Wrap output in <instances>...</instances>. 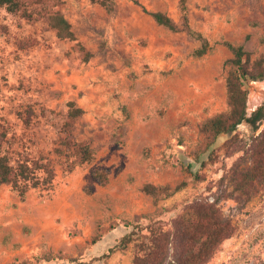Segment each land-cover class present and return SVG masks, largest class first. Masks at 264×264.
I'll return each mask as SVG.
<instances>
[{"label":"rangeland","instance_id":"374dc122","mask_svg":"<svg viewBox=\"0 0 264 264\" xmlns=\"http://www.w3.org/2000/svg\"><path fill=\"white\" fill-rule=\"evenodd\" d=\"M21 1L35 19L0 9V148L13 160L23 151L48 158L55 178L51 188H31L24 198L11 184L0 185V264H133L146 230L103 256L132 229L128 222L163 219L169 229L187 203L221 195L220 178L244 154L220 150L204 181L186 168L200 169L203 121L227 109L232 54L224 41L264 56V0H189L193 28L211 44L203 56L194 54L199 40L158 25L133 0H107L108 6ZM138 1L181 24L179 0ZM56 10L71 22L76 40L59 39L48 25L47 15ZM135 17L137 26L129 22ZM29 36L36 44L21 51ZM86 52L92 53L88 60ZM70 100L85 113L67 127ZM263 126L254 133L239 125L245 150ZM65 140L88 142L94 161L78 163ZM95 169L108 171L107 184L97 181ZM182 181L186 185L168 198L143 190L146 183L174 187ZM219 206L236 232L207 264H264V193L248 203L221 198Z\"/></svg>","mask_w":264,"mask_h":264},{"label":"trees","instance_id":"16d2710c","mask_svg":"<svg viewBox=\"0 0 264 264\" xmlns=\"http://www.w3.org/2000/svg\"><path fill=\"white\" fill-rule=\"evenodd\" d=\"M39 2L43 0H38ZM140 5L143 11L149 14L154 21L170 31L186 32L199 40L201 45L195 50L196 56H203L211 49L209 39L200 31L195 30L190 23L189 0H179L181 11V24L172 16L162 10H148L138 0H133ZM108 6L107 0H90ZM5 8L10 12H21L29 19H35L32 12H27L21 0H0V9ZM48 25L56 30V36L62 40L74 41L77 39L71 22L61 11L49 12L46 17ZM37 42L35 37H27L19 43L21 51L33 47ZM232 56L226 60L229 66L226 77L227 109L214 114L203 121L200 131L204 134L205 148L198 155L200 169L193 171V164L187 165V171L197 181L206 179L205 168L215 164L223 150L229 154L232 151L243 150L244 154L225 171L220 178V184L225 185L221 195L215 196L213 201L196 200L187 203L182 212L171 220V227L163 219L150 220L146 225L128 222L126 226L132 229L124 234L105 253L109 257L119 250L125 249L130 243L137 240L146 230L147 241L138 243V249L133 257V264H207L215 255L220 245L232 237L236 232V225L225 216L219 201L221 198H233L248 203L255 196L264 193V126L261 132L251 141L245 150V141L241 138L238 127L244 121L258 128V122L264 120L263 107L256 109L250 116L247 115V102L249 82L264 79V56L253 57V53L243 44H234L224 41ZM85 51V47L80 44ZM86 60L92 55L88 53ZM68 118L66 126L70 127L85 110L77 105L75 100L67 102ZM29 116L33 113L32 105L27 107ZM229 131L235 132L233 137L218 148H214L217 138ZM3 135V134H2ZM80 164L91 163L95 154L88 142H75L65 140ZM97 181L105 185L109 181L106 169H95L92 172ZM55 178V171L46 157H33L26 152L19 153L13 160L9 152L0 148V185L11 184L13 190L24 198L31 188H51ZM186 185V181L176 186H157L146 183L143 190L155 199L168 198ZM98 234L92 238V243L100 240Z\"/></svg>","mask_w":264,"mask_h":264},{"label":"water","instance_id":"95a60500","mask_svg":"<svg viewBox=\"0 0 264 264\" xmlns=\"http://www.w3.org/2000/svg\"><path fill=\"white\" fill-rule=\"evenodd\" d=\"M263 107L264 113V79L263 80H252L249 88L248 103H247V115L250 116L256 109ZM244 125L252 130L254 133L258 131L264 125V120L258 122V128L253 127L250 123L244 121ZM233 131H229L225 135L218 137L216 144L229 139L233 135Z\"/></svg>","mask_w":264,"mask_h":264},{"label":"crops","instance_id":"0c3cea01","mask_svg":"<svg viewBox=\"0 0 264 264\" xmlns=\"http://www.w3.org/2000/svg\"><path fill=\"white\" fill-rule=\"evenodd\" d=\"M188 4H189V1H188ZM189 7H191L190 6V4H189ZM163 11V10H162ZM132 15V14H131ZM149 15V14H148ZM150 16V15H149ZM151 17V16H150ZM152 18V17H151ZM153 19V18H152ZM153 21H154V19H153ZM129 22L130 23H132L133 25H135V26H137L138 25V23H139V21L137 20V18L135 17V18H130L129 19ZM155 22V21H154ZM156 23V22H155ZM190 23H191V25H192V27H193V24H192V22H191V20H190ZM151 25V27L153 28V23H151L150 24ZM143 33H145V34H150L151 33V31L149 30V28L146 26H142V28L140 29Z\"/></svg>","mask_w":264,"mask_h":264}]
</instances>
